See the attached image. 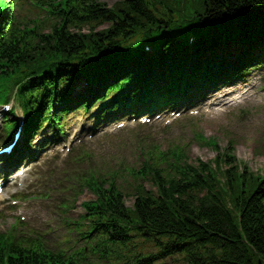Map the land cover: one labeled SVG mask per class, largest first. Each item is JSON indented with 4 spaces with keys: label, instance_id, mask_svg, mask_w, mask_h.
<instances>
[{
    "label": "trees",
    "instance_id": "16d2710c",
    "mask_svg": "<svg viewBox=\"0 0 264 264\" xmlns=\"http://www.w3.org/2000/svg\"><path fill=\"white\" fill-rule=\"evenodd\" d=\"M23 1L0 0V84L18 87L26 111L38 114L37 123L54 99L56 119L70 110L62 106L71 99L68 83L78 78L92 87L102 82L103 72L121 66L132 81L133 74L139 77L136 84L147 96L178 94L210 76L212 66L237 71L240 59L248 63L264 48V0H123L112 7L101 0H33L34 10L47 17L28 21L18 12ZM106 22L108 27H96ZM254 22L258 30L243 33ZM187 30L196 33L192 46L177 39ZM156 41L151 57L143 46ZM235 41L248 47L230 62L220 52L232 55ZM184 154L182 147L171 150L167 166L149 158L133 174L156 187L138 186L133 209L113 182L87 178L96 200L84 203L76 225L85 243L81 250L67 253L40 240L0 234V264H84L80 256L87 253L108 264L165 258L170 264H264V176L242 169L234 146L209 163L191 164Z\"/></svg>",
    "mask_w": 264,
    "mask_h": 264
},
{
    "label": "rangeland",
    "instance_id": "374dc122",
    "mask_svg": "<svg viewBox=\"0 0 264 264\" xmlns=\"http://www.w3.org/2000/svg\"><path fill=\"white\" fill-rule=\"evenodd\" d=\"M108 5H113L118 0H104ZM264 14V13H262ZM107 25H102L101 28ZM264 62H260L256 67L244 76L243 82L239 86L227 88L217 94L222 97L225 93L229 96L232 92L242 86L250 90L253 99L246 100L240 97L241 102H226L216 105L214 108L219 113L215 117H205L201 114L200 106L197 107V114H188L185 118L175 120L172 124L167 121L173 117H162L155 119L149 124L152 127L142 125L138 121L125 123L124 128L114 129L112 127H101L109 129L99 136L86 143V148L90 155L78 162L65 163V153L69 146L77 143L83 134L79 125H87L89 118L73 117L68 127L69 140L65 145L56 146L44 160L30 167H22L19 170L21 179L14 187L4 186V191L0 193V230L10 231L17 226L19 233H31L36 229L47 227L45 240L50 246L56 247L67 234L65 219H77L83 212L82 202L93 199L94 193L88 189L80 190L81 187H73L75 177L88 171L101 172L119 176V185L129 188V193L134 190L136 182L129 175L127 170L130 167L139 166L142 162L143 151L151 145H158L162 149H168V141L172 139L183 140L189 153V160L196 162L199 160L207 163L211 162L218 151L207 144H198L195 131L201 132L206 139H214L221 149L227 148L230 144L235 145L236 155L239 165L251 169L256 174H264ZM81 87V86H80ZM79 87V88H80ZM241 94H235L240 96ZM195 112V113H196ZM79 123V124H78ZM4 114L0 112V147L6 142L4 137ZM118 127V126H116ZM112 128V129H110ZM58 151V152H57ZM74 153V152H73ZM69 157L67 160H69ZM88 159V160H87ZM87 160V162H86ZM67 162V161H66ZM227 166V165H226ZM229 166V165H228ZM227 166V167H228ZM240 167V168H241ZM51 172L60 176V187H42L40 183H52ZM30 183V184H29ZM29 184V187H25ZM144 184L151 187L148 181ZM25 187L24 193L29 196L27 199H20L16 205L8 197L13 191ZM76 188V191L73 190ZM54 190V199L50 204L33 196L39 193H47ZM127 204L131 206L134 201L133 194H127ZM48 231H51L48 233ZM72 234H70V238ZM68 245V244H67ZM159 264H170V259L161 261Z\"/></svg>",
    "mask_w": 264,
    "mask_h": 264
},
{
    "label": "bare ground",
    "instance_id": "6f19581e",
    "mask_svg": "<svg viewBox=\"0 0 264 264\" xmlns=\"http://www.w3.org/2000/svg\"><path fill=\"white\" fill-rule=\"evenodd\" d=\"M203 108H204V114L207 117H215L218 115V113H212L214 109L210 107V104H204Z\"/></svg>",
    "mask_w": 264,
    "mask_h": 264
}]
</instances>
